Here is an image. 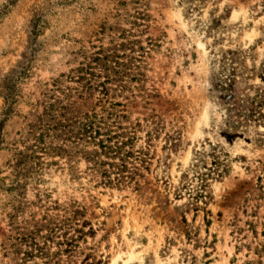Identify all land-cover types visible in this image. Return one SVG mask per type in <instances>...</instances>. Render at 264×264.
<instances>
[{
	"label": "rangeland",
	"instance_id": "1",
	"mask_svg": "<svg viewBox=\"0 0 264 264\" xmlns=\"http://www.w3.org/2000/svg\"><path fill=\"white\" fill-rule=\"evenodd\" d=\"M71 1L0 0V175L6 183L12 180L13 149L32 144L26 131L41 112L45 95L74 112L99 109L98 90L78 94L76 83L66 77L81 58L64 52L66 45H75L58 34L87 35L98 17L110 23L113 13L101 3L98 15L89 11L93 0ZM146 1L147 27L130 37L138 40L135 50L137 45L144 48L139 61L123 55L117 72L112 62H100L107 68L108 100L120 104L114 107L123 115L119 125L138 137L133 150L140 153L127 165L135 168L132 180L103 185L87 174L80 154L66 159L39 153L48 165L35 174L37 185L0 192V264H240L245 259L246 247L239 244L249 240L247 223L257 233L264 224V125L251 126L230 143L218 134L222 110L210 91V60L219 49L245 50L240 57L247 67L264 58V0H205L187 16L177 0ZM223 7L227 18L220 23L225 28L207 37L205 22L222 14ZM36 13L42 50L18 85V114L12 115V82L4 76L27 55L30 20ZM52 33L59 37L56 42ZM89 41L98 45L93 37ZM108 41L102 39L104 48ZM90 45L84 40L86 51L91 52ZM122 50L128 52L127 47ZM103 76L101 70L97 79ZM54 78H59L58 89L51 86ZM7 87L11 111L4 115L1 96ZM48 89L54 91L45 93ZM207 142L214 145L226 173L207 180L203 204L180 188L185 182L180 174L201 148L209 166ZM69 238L72 246L62 251L64 245L57 243ZM30 240L36 244L33 249ZM58 249L49 259L41 255Z\"/></svg>",
	"mask_w": 264,
	"mask_h": 264
},
{
	"label": "trees",
	"instance_id": "2",
	"mask_svg": "<svg viewBox=\"0 0 264 264\" xmlns=\"http://www.w3.org/2000/svg\"><path fill=\"white\" fill-rule=\"evenodd\" d=\"M77 1V0H75ZM89 11L96 13L99 3L103 5L108 12L113 13L112 20L107 23L105 17H98L94 22L89 34L80 35L78 38L67 37L66 33L58 34L62 36L70 44H74V49L66 45L64 52L70 57H80L77 66L70 68L66 77L76 83V92L93 89L98 90L101 95L97 99L98 110L94 108L89 111L79 113L70 109L69 104H61L59 99H53L49 95H45L41 101L42 110L35 115L34 122L28 124L27 135L32 136V144L23 147V149L14 148V156L16 160L12 165V180L5 182L6 176L0 175V192H12L18 187H22L25 183H33L37 185L39 180L34 177L37 172L41 171V167L48 165L43 162L39 153H58V156L70 158L71 153L80 154L79 157L86 162L87 174L92 178H97L99 183L103 185H122L129 183L135 169L132 165L127 166L130 159H135L134 153L140 151L133 150L135 140L138 138L134 131H124L119 125L118 119L122 118L115 106H119L118 102H112L107 97L108 75L107 68L100 62H112V69H117L122 64L119 58L125 55L128 60L139 61L143 53V46L137 45L138 40L131 36H135V32H142L147 27V1L146 0H93ZM205 0H177L182 14L187 16L192 11L198 10L199 6ZM71 0H60V4L68 5ZM99 10V9H98ZM223 13L216 17H211L204 24L205 35L208 37L210 33L220 34L225 28L220 23V19L227 18V10L222 8ZM98 15V12L96 13ZM41 17L34 14L30 20L28 31V52L22 56L12 66V73L4 76V81L12 82V115L18 114L15 110L21 95L18 93V85L24 78L28 77L29 72L37 61V54L42 50V40L38 39V35L42 32ZM57 34H50L52 42L58 40ZM98 42L94 45L90 40ZM108 38L109 47L102 46V39ZM150 43V38H146ZM221 39V38H219ZM84 40L90 42V50L86 51L83 46ZM216 39H214L215 41ZM127 47L126 54L122 50ZM134 51H138L134 54ZM240 53L244 55L245 50L219 49L211 52L210 60V91L214 94V101L222 110V118L218 127V134L228 143L234 139L245 135L251 126L264 125V58L257 65L251 63L247 67L244 63V57H240ZM73 58V59H74ZM136 68V67H135ZM102 70L104 79L98 80L99 73ZM62 77L63 74H59ZM257 79V82L254 80ZM59 78L52 80L51 86L59 88ZM54 91L48 89L45 93ZM63 92V90H61ZM8 87L2 93L3 108L2 113L7 115L10 110L11 96ZM1 132V131H0ZM55 140V141H53ZM1 143V133H0ZM209 146L207 155L211 157V162L207 167L204 163L205 151L201 149L194 151V161L190 162L180 174V178L184 179V183L180 188L184 189L191 199L207 198L205 191L208 186V179H217L226 173V167L222 160L219 159L215 152L214 145ZM140 149V148H139ZM28 151V152H27ZM69 161V160H68ZM68 163V162H67ZM53 164V161L51 162ZM70 167V166H68ZM132 168V169H131ZM203 169V170H201ZM188 172L192 175L187 178ZM28 175V176H26ZM26 176L23 182L19 177ZM195 180L192 187H188L190 182ZM37 188V187H35ZM195 208L197 204L194 203ZM249 240L246 244H239L246 247L245 259L240 264H264V224L257 233L252 223L248 222ZM24 240V239H23ZM73 239H65L63 243H57L59 246L64 245L62 251H66L72 246ZM29 247L33 249L36 244L29 241ZM35 249V248H34ZM37 251L42 247L36 248ZM41 253L42 257L49 259L53 254L57 253ZM250 254L252 256H250Z\"/></svg>",
	"mask_w": 264,
	"mask_h": 264
}]
</instances>
